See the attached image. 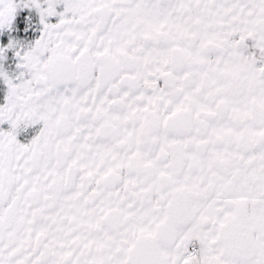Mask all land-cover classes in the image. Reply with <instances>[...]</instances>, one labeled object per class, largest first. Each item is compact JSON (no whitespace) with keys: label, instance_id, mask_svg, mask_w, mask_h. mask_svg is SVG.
Segmentation results:
<instances>
[{"label":"snow or ice","instance_id":"6c2138e0","mask_svg":"<svg viewBox=\"0 0 264 264\" xmlns=\"http://www.w3.org/2000/svg\"><path fill=\"white\" fill-rule=\"evenodd\" d=\"M0 264H264V0H0Z\"/></svg>","mask_w":264,"mask_h":264}]
</instances>
